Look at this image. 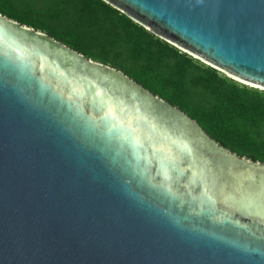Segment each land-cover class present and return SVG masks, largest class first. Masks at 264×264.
Returning a JSON list of instances; mask_svg holds the SVG:
<instances>
[{"label": "water", "instance_id": "95a60500", "mask_svg": "<svg viewBox=\"0 0 264 264\" xmlns=\"http://www.w3.org/2000/svg\"><path fill=\"white\" fill-rule=\"evenodd\" d=\"M103 1L264 91V0ZM0 264H264V164L0 14Z\"/></svg>", "mask_w": 264, "mask_h": 264}, {"label": "trees", "instance_id": "16d2710c", "mask_svg": "<svg viewBox=\"0 0 264 264\" xmlns=\"http://www.w3.org/2000/svg\"><path fill=\"white\" fill-rule=\"evenodd\" d=\"M0 14L121 71L223 148L264 164V91L200 63L103 0H0Z\"/></svg>", "mask_w": 264, "mask_h": 264}, {"label": "rangeland", "instance_id": "374dc122", "mask_svg": "<svg viewBox=\"0 0 264 264\" xmlns=\"http://www.w3.org/2000/svg\"><path fill=\"white\" fill-rule=\"evenodd\" d=\"M193 58V57H192ZM195 59V58H194ZM195 60H198V59H195ZM200 63H202V64H204V65H206V66H208L207 64H205V63H203L202 61H200V60H198ZM219 72V71H218ZM222 75H224V76H226L227 78H229V79H231V80H233L234 82H237V83H239V84H242V85H245L244 83H242V82H240V81H238V80H235V79H233V78H231V77H229V76H227L226 74H224V73H222V72H220ZM245 86H247V87H249V88H251L250 86H248V85H245ZM261 91V90H260Z\"/></svg>", "mask_w": 264, "mask_h": 264}]
</instances>
